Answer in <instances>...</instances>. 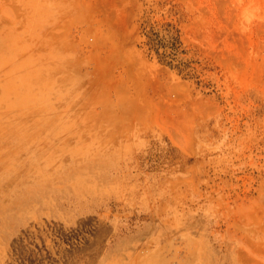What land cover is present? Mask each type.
Masks as SVG:
<instances>
[{
  "label": "rangeland",
  "instance_id": "obj_1",
  "mask_svg": "<svg viewBox=\"0 0 264 264\" xmlns=\"http://www.w3.org/2000/svg\"><path fill=\"white\" fill-rule=\"evenodd\" d=\"M0 264H264V0H0Z\"/></svg>",
  "mask_w": 264,
  "mask_h": 264
},
{
  "label": "bare ground",
  "instance_id": "obj_2",
  "mask_svg": "<svg viewBox=\"0 0 264 264\" xmlns=\"http://www.w3.org/2000/svg\"><path fill=\"white\" fill-rule=\"evenodd\" d=\"M89 212H90V210H89ZM85 214V213H84ZM78 220H79V218H78ZM95 222V221H94ZM93 224H91V226H92ZM76 227V226H75ZM74 227V228H75ZM79 226H77V228H78ZM57 230V229H56ZM60 230V229H59ZM76 231H77V229H76ZM67 233V232H66ZM70 233V232H69ZM65 234V233H64ZM67 235V234H66ZM69 235V234H68ZM66 237V236H65ZM97 239V238H96ZM104 251V250H103ZM71 252V251H70ZM69 253V252H68Z\"/></svg>",
  "mask_w": 264,
  "mask_h": 264
}]
</instances>
